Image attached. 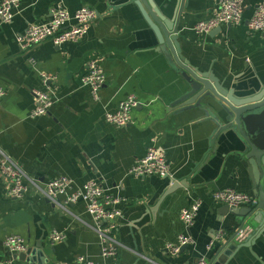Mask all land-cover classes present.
Returning a JSON list of instances; mask_svg holds the SVG:
<instances>
[{"label":"crops","instance_id":"1","mask_svg":"<svg viewBox=\"0 0 264 264\" xmlns=\"http://www.w3.org/2000/svg\"><path fill=\"white\" fill-rule=\"evenodd\" d=\"M151 1L171 24L180 8L181 57L199 72L211 73L238 98L264 83V33L248 27L263 0H245L242 23L205 36L197 35L195 26L208 20L223 0ZM55 7L71 15L68 25L75 24L73 16L83 7L96 11L98 19L78 42L56 47L46 41L22 49L19 36L31 24L47 22ZM158 45L136 0H20L11 24L0 19V86L7 90L0 101V149L40 186L59 176L70 178L74 188L97 182L120 200L116 208L121 213L114 241L106 243L116 253L104 257L105 245L83 202L57 206L36 188L23 199H11L9 182L0 175V262L79 264L85 258L96 264H194L205 259L221 264L224 256L222 264H264V229L258 230L264 217L251 225L212 198L226 189L256 198L251 167L241 154L244 146L232 131L218 134L226 123L217 114V100L206 99L201 108L171 107L187 84ZM92 60L107 78L98 101L81 82ZM43 73L54 78V104L47 115L32 118L33 91L46 90ZM130 96L140 102L131 124L106 122V114L115 113ZM250 125L254 135L264 138V113ZM151 147L165 153L171 177L130 173ZM177 183L182 187L170 191ZM197 202L200 211L188 231L181 213ZM53 231L65 240L52 244ZM240 231L245 237L241 248L236 242ZM220 232L224 239L208 250ZM184 234L193 243L173 256L167 247L176 246ZM10 236L26 241L30 262L14 258L4 247ZM230 240L236 249L224 248Z\"/></svg>","mask_w":264,"mask_h":264},{"label":"built area","instance_id":"2","mask_svg":"<svg viewBox=\"0 0 264 264\" xmlns=\"http://www.w3.org/2000/svg\"><path fill=\"white\" fill-rule=\"evenodd\" d=\"M20 0H0V19L3 24H11L15 17V11L19 7ZM245 0H223L219 9L205 21H200L195 26V33L199 36L210 34L213 30L226 26L242 23L245 14ZM71 15L62 7H55L51 11L47 22L31 24L26 31L19 36L18 42L22 49L27 50L37 47L46 41H51L56 47H62L66 43L78 42L88 33L91 26L98 19V14L93 9L83 7L73 16L75 24L68 25ZM251 31L264 33V0L255 8L252 18L248 22ZM46 90H35V108L31 112L32 118L47 115L54 104L55 90L50 86L54 78L42 74ZM106 74L97 61L92 60L87 65V73L81 78L84 86L91 89L95 100H100V92L106 84ZM7 95V90L0 86V101ZM140 106V102L134 96H130L119 105L115 113L106 114V122L126 127L132 122V112ZM130 173L136 177L161 178L171 177V168L168 159L162 151L155 147L148 149L146 155L139 159L132 167ZM0 175L9 182L8 196L11 199L20 200L31 188H36L51 203L57 206H67L83 202L88 215L94 221L96 232L102 238L105 245L102 250L104 257L114 256L115 249L106 247V243L114 241L113 233L118 229V219L121 213L117 210L120 204L118 198L107 193L97 182H89L79 188H74L73 181L65 176H59L48 181L44 186L31 179L23 170L21 165L11 159L0 149ZM215 202L229 206L232 209L254 208L258 205L257 199L247 194L232 189L217 191L212 195ZM201 203L197 202L186 208L181 213V220L189 231L200 211ZM225 233L220 232L215 240L210 242L208 250H213L216 244L222 241ZM236 241L242 243L245 239L243 232L236 236ZM65 236L58 231H53L50 237L52 244L63 242ZM193 243L190 235L184 234L179 237L176 246H168V251L177 256L182 248ZM4 247L11 253L26 252L28 245L19 236H10L4 241ZM79 264H96L85 258L79 259ZM0 264H10L0 262ZM194 264H210L201 259Z\"/></svg>","mask_w":264,"mask_h":264},{"label":"water","instance_id":"3","mask_svg":"<svg viewBox=\"0 0 264 264\" xmlns=\"http://www.w3.org/2000/svg\"><path fill=\"white\" fill-rule=\"evenodd\" d=\"M136 4L158 39V51L164 53V55L168 57L173 67L182 74L186 81V90L171 107L184 109L195 106L196 108H201L204 106L203 103L206 99L217 100L218 106L220 107V111H217V114L221 121L226 123L219 128L218 134L232 131L237 135L244 146V150L241 154L245 156V159L251 167V169H249V174L255 186H257L255 196L258 201V206L255 208L247 207L239 209H232L226 206V208L229 213L241 221L245 220L246 222H250L251 225L254 223L260 224L261 216L264 217V138L254 135L251 132L252 128H250V124L257 116L264 113V83L261 84L253 94L245 97H236L234 91L223 88L211 73L199 72V70L191 66L181 57V48L178 41L180 8L175 12L176 22L171 24V21H167V19L163 18L156 10L151 0H136ZM213 31L220 32L221 27ZM182 185L181 183L174 184L170 191H175L182 187ZM263 229L264 227L261 226L258 230L262 232ZM236 242L239 243V248H241V244L243 243ZM231 243L232 240L228 241L224 245V248L231 245ZM231 246L233 247L234 245ZM250 246L251 245L246 247ZM185 248L186 246L182 249ZM37 249H43L41 243L38 244ZM232 249L236 248L233 247ZM222 251H224V249ZM28 253L29 251L17 253L14 258L18 257L20 261L30 262ZM226 254L228 255L230 252L227 251L225 255ZM224 260L225 257L220 256L219 262L221 264L224 263ZM214 262L215 260L210 264H214Z\"/></svg>","mask_w":264,"mask_h":264}]
</instances>
